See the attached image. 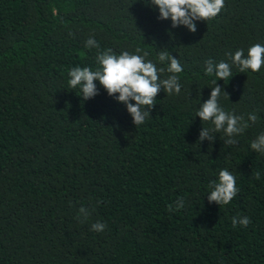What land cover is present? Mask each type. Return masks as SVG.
Returning <instances> with one entry per match:
<instances>
[{
	"label": "trees",
	"instance_id": "trees-1",
	"mask_svg": "<svg viewBox=\"0 0 264 264\" xmlns=\"http://www.w3.org/2000/svg\"><path fill=\"white\" fill-rule=\"evenodd\" d=\"M158 15L150 0H0V264H264V154L250 148L264 131V67L217 80L222 107L259 117L235 145L222 133L198 142L210 124L195 116L214 78L205 61L264 44V0H225L195 33ZM90 35L152 59L166 48L183 65L181 94L161 90L138 126L98 82L82 100L68 71L96 67ZM221 168L240 191L218 206L207 192ZM234 216L251 223L233 227Z\"/></svg>",
	"mask_w": 264,
	"mask_h": 264
},
{
	"label": "clouds",
	"instance_id": "clouds-1",
	"mask_svg": "<svg viewBox=\"0 0 264 264\" xmlns=\"http://www.w3.org/2000/svg\"><path fill=\"white\" fill-rule=\"evenodd\" d=\"M150 4L158 9V19L170 20L171 27L184 26L188 31H197L196 21H209L225 7V0H150ZM69 36L74 33L69 31ZM84 47L96 49V67L74 66L68 71V86L71 89L79 88L82 100H88L99 94L97 82L106 91L107 95L122 103L132 118L135 126L143 124L150 115L151 109L157 103V96L162 90L169 96L180 95L182 84L180 73L183 65L180 60L170 54L166 48H161L155 59L150 58V53L141 47L134 50H121L119 53L112 48L101 49L94 35H90ZM227 60L214 62L211 58L205 61L204 73L214 77L211 80L210 93L206 100L200 101L196 115L201 121L210 124L201 127L197 141L205 139L209 145L217 138V133L223 134L225 145L237 143L236 137L242 135L246 129L255 124L259 117L255 112L237 114L236 111L222 107L220 100L229 99V93L217 80L224 82L233 75L232 67L236 66L241 73L259 72L264 67V44L253 43L245 50L238 48L234 52L225 53ZM190 95V93H189ZM250 148L255 152L264 154V131H261L250 142ZM260 170H256L254 178L259 180ZM207 200L215 202L218 206L230 204L239 193L236 176L228 168H221L217 179L210 180L208 184ZM100 203V201H97ZM184 207V198L179 197L175 204H168L169 212L179 211ZM92 209L81 205L78 208L77 219L81 223L88 220ZM233 227L240 225L247 227L251 220L247 216H234L231 218ZM106 223L96 221L90 230L103 232Z\"/></svg>",
	"mask_w": 264,
	"mask_h": 264
}]
</instances>
